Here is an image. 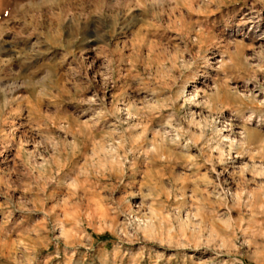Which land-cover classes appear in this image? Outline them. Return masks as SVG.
<instances>
[{
    "label": "clouds",
    "instance_id": "9594fccd",
    "mask_svg": "<svg viewBox=\"0 0 264 264\" xmlns=\"http://www.w3.org/2000/svg\"><path fill=\"white\" fill-rule=\"evenodd\" d=\"M0 198V264H73L94 199L98 264H264V0H0Z\"/></svg>",
    "mask_w": 264,
    "mask_h": 264
},
{
    "label": "rangeland",
    "instance_id": "374dc122",
    "mask_svg": "<svg viewBox=\"0 0 264 264\" xmlns=\"http://www.w3.org/2000/svg\"><path fill=\"white\" fill-rule=\"evenodd\" d=\"M239 6H234L235 8H238ZM227 11V10H225ZM244 11H247V9H244ZM220 16V13H215L214 17ZM239 17L237 16V19ZM248 41H245L247 43ZM68 169L65 168L64 172H61L60 175H64L65 172H67ZM81 185L75 181H73L69 185V189L72 192H77ZM54 185H49L46 191L50 193L52 196H54L56 193L54 192ZM13 199H19L21 196V193L19 191L12 194ZM2 199V198H0ZM41 204L43 207L47 208L51 206V199L47 202L41 201ZM70 204L67 200L64 202V216L65 219L69 221V227L63 228V231L60 232V235L64 237L66 240L71 239L73 237L79 236V239L83 242L85 239L88 240V244H81L80 250L76 253L75 256H73V264H98V261L96 259L97 254L104 252L105 250L111 251L113 247V241H114V235H113V223L112 220L114 218H111L109 216V210L108 208L97 199L93 200V208L92 212H90L87 215V229L85 232L77 233L76 228L79 226V212L78 211H72L70 210ZM93 213L95 214V223H93ZM23 218L20 216L19 213H16L13 215L12 223H17ZM24 225L31 226L39 231H43V217L40 215H33L28 217V219L23 220ZM75 225V227L71 226ZM16 235H21L20 233H17ZM16 243H19L21 245L26 244V239L21 238L18 241H15ZM9 241H5L0 239V248H3L6 244H8ZM171 252V250H169ZM48 253H52L51 259H49L48 264H57L58 260H62V254L61 256L56 255V249L55 246H49L46 245L41 255H47ZM188 255L192 256L193 259H197V256L193 255L191 251L188 252ZM166 259H169V264H185V261L181 258V256L176 255L175 258H169L168 253H165ZM127 257H125V261L127 264ZM144 264H147V259H145ZM204 264H208L207 259H205Z\"/></svg>",
    "mask_w": 264,
    "mask_h": 264
}]
</instances>
